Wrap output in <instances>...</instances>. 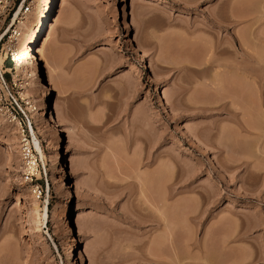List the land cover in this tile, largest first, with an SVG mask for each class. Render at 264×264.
I'll return each instance as SVG.
<instances>
[{
  "label": "rangeland",
  "instance_id": "1",
  "mask_svg": "<svg viewBox=\"0 0 264 264\" xmlns=\"http://www.w3.org/2000/svg\"><path fill=\"white\" fill-rule=\"evenodd\" d=\"M47 22L23 95L48 191L35 213L0 112V264H264V0H55Z\"/></svg>",
  "mask_w": 264,
  "mask_h": 264
},
{
  "label": "built area",
  "instance_id": "2",
  "mask_svg": "<svg viewBox=\"0 0 264 264\" xmlns=\"http://www.w3.org/2000/svg\"><path fill=\"white\" fill-rule=\"evenodd\" d=\"M35 2L36 0H0V112L18 129L22 141L20 157L23 176L29 183H35L33 191L37 194L36 197L40 198L44 193L43 186L45 191H48V182L45 165L40 161L32 145L33 135L37 137L34 120L36 108L29 97L21 96L26 82L15 72L18 61L15 45L20 36L19 25L31 12ZM6 62L11 65L10 70L2 68V64Z\"/></svg>",
  "mask_w": 264,
  "mask_h": 264
},
{
  "label": "bare ground",
  "instance_id": "3",
  "mask_svg": "<svg viewBox=\"0 0 264 264\" xmlns=\"http://www.w3.org/2000/svg\"><path fill=\"white\" fill-rule=\"evenodd\" d=\"M54 3H55V0H36L31 12L27 14V16L25 17V20L21 23V25H19L20 36L15 45L16 50H17V55H18V61L15 66V72L17 76H20L21 78L23 77L25 79L26 88H24V90H28V92H32L35 88V85H36L35 75L36 73L39 72V62L42 60V58L45 57L43 55V46L39 45V43H40V37L45 29L46 24L48 23L47 21L49 20V16L52 12ZM140 58L141 57H139V59ZM25 67L28 69V71ZM9 72L10 71H4V73H9ZM24 95L27 97V93ZM24 95L22 94L21 96L24 97ZM21 142L22 141H20V143ZM32 145H34L33 146V148H35L34 151L38 154L40 161L43 162L44 161L43 152L39 144V141L35 135H33ZM18 147H20L21 149L22 146H18ZM34 202H35L34 212L36 213L37 203H38L36 196L34 197ZM71 242H74V241H71ZM71 255H72V250L70 248L68 254L66 255L67 261H70Z\"/></svg>",
  "mask_w": 264,
  "mask_h": 264
}]
</instances>
